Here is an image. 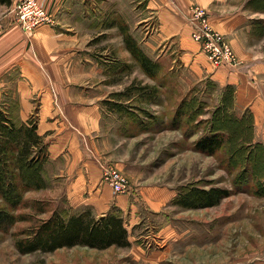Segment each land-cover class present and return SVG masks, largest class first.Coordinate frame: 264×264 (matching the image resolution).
<instances>
[{
  "label": "crops",
  "instance_id": "0c3cea01",
  "mask_svg": "<svg viewBox=\"0 0 264 264\" xmlns=\"http://www.w3.org/2000/svg\"><path fill=\"white\" fill-rule=\"evenodd\" d=\"M16 1L0 3V110L18 125L34 119L55 168L50 179L64 181L74 209L102 214L127 204L102 182L95 157L111 161L105 122L126 115L122 94L139 87V49L156 64L154 77L144 74L146 89L198 97L206 104L203 119L232 104L238 117L251 116L253 137L264 143V10L249 0H38L54 23L31 37L15 22ZM193 4L205 7L229 39L238 67H215L193 40ZM114 144L113 165L129 178L132 162L120 156L121 140Z\"/></svg>",
  "mask_w": 264,
  "mask_h": 264
},
{
  "label": "rangeland",
  "instance_id": "374dc122",
  "mask_svg": "<svg viewBox=\"0 0 264 264\" xmlns=\"http://www.w3.org/2000/svg\"><path fill=\"white\" fill-rule=\"evenodd\" d=\"M144 74L137 62L139 87L122 94L126 115L105 122L111 161L95 157L113 165L119 157L114 143L121 140L120 156L132 162L130 189L120 193L128 197L127 204H111L106 210L123 217L130 245L17 250L15 233L52 209L68 214L90 208L101 214L91 206L73 208L64 181L50 179L55 168L46 156L41 172L44 186L25 192L23 205L15 211L28 220L17 222L8 232L0 230V264H264V143L253 137L247 145L241 142L247 137L230 135L213 155L195 149L194 142L208 122L201 119L196 124L185 118L178 125L173 120L180 103L178 92L170 88L162 96L155 87L152 98V92L140 87L148 83ZM129 92L134 96L131 101ZM22 176L16 172L17 179ZM202 189L226 190L227 195L214 202ZM40 201L46 212L37 211L35 202Z\"/></svg>",
  "mask_w": 264,
  "mask_h": 264
},
{
  "label": "trees",
  "instance_id": "16d2710c",
  "mask_svg": "<svg viewBox=\"0 0 264 264\" xmlns=\"http://www.w3.org/2000/svg\"><path fill=\"white\" fill-rule=\"evenodd\" d=\"M254 2L255 8L264 9V0H252L251 3ZM0 3L8 4L10 0H0ZM136 58L144 73L154 77L156 70L152 68L156 64L140 49ZM140 87L156 95L154 87L149 89L144 85ZM205 105L198 97L189 93L181 98L174 111L173 120L180 125L182 119L187 118L188 121L192 120L197 124L199 122L197 120L203 119L200 114L204 111ZM203 120L208 122V125L205 133L194 142V148L197 150L213 155L226 144L230 135L247 137L241 141L247 145L252 142L251 116L246 114L238 117L233 111L232 104L217 105L212 111L211 118ZM35 128L32 117L18 125L0 110V230L3 232H8L17 222L28 220L24 213L15 211L23 205L25 192L44 186L41 172L47 153L42 137L36 133ZM16 172L22 173L23 179H17ZM200 192L207 194L211 200L214 197L216 200L214 202L227 195L226 190L220 189H202ZM35 206L38 212H46L45 203L35 202ZM15 236L16 248L21 253L52 252L74 246L102 250L112 246L130 245L129 233L121 215L111 210L97 216L90 208L68 214L52 209L46 217L19 229Z\"/></svg>",
  "mask_w": 264,
  "mask_h": 264
},
{
  "label": "built area",
  "instance_id": "2783aa9c",
  "mask_svg": "<svg viewBox=\"0 0 264 264\" xmlns=\"http://www.w3.org/2000/svg\"><path fill=\"white\" fill-rule=\"evenodd\" d=\"M15 22L20 25L27 37H31L42 25H53L54 18L50 11L38 0H17L14 7ZM191 36L199 43L200 49L215 67H238L242 61L233 49L229 39L216 30L211 23L208 10L198 4L190 7ZM2 23L0 19V29ZM102 182L107 184L114 194L128 192L130 189L127 175L110 163H101Z\"/></svg>",
  "mask_w": 264,
  "mask_h": 264
}]
</instances>
